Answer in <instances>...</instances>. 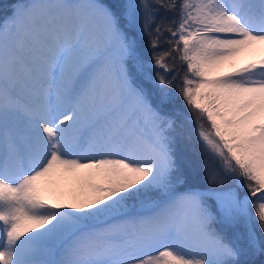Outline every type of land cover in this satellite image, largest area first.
<instances>
[{"label":"snow or ice","instance_id":"obj_1","mask_svg":"<svg viewBox=\"0 0 264 264\" xmlns=\"http://www.w3.org/2000/svg\"><path fill=\"white\" fill-rule=\"evenodd\" d=\"M0 264H264V0L9 5Z\"/></svg>","mask_w":264,"mask_h":264},{"label":"rangeland","instance_id":"obj_2","mask_svg":"<svg viewBox=\"0 0 264 264\" xmlns=\"http://www.w3.org/2000/svg\"><path fill=\"white\" fill-rule=\"evenodd\" d=\"M15 0H0V7L1 9L4 10L5 12V9L8 8L9 5H11L12 3H14ZM4 14V13H3ZM1 15V14H0ZM182 107H183V104H182Z\"/></svg>","mask_w":264,"mask_h":264},{"label":"trees","instance_id":"obj_3","mask_svg":"<svg viewBox=\"0 0 264 264\" xmlns=\"http://www.w3.org/2000/svg\"><path fill=\"white\" fill-rule=\"evenodd\" d=\"M3 13H4V10L1 9V7H0V14L3 15ZM178 103H179L180 106L182 107V102H181V101H178ZM256 259L259 260V257H256Z\"/></svg>","mask_w":264,"mask_h":264}]
</instances>
